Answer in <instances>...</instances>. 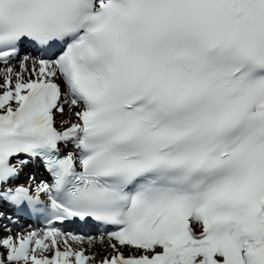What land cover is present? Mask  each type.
<instances>
[{
	"label": "snow or ice",
	"instance_id": "obj_1",
	"mask_svg": "<svg viewBox=\"0 0 264 264\" xmlns=\"http://www.w3.org/2000/svg\"><path fill=\"white\" fill-rule=\"evenodd\" d=\"M0 66V264H264V0H0Z\"/></svg>",
	"mask_w": 264,
	"mask_h": 264
},
{
	"label": "bare ground",
	"instance_id": "obj_2",
	"mask_svg": "<svg viewBox=\"0 0 264 264\" xmlns=\"http://www.w3.org/2000/svg\"><path fill=\"white\" fill-rule=\"evenodd\" d=\"M0 67H2V66H0ZM13 67L16 68L17 70H19L18 65L14 64ZM65 111H66V113H67V106H66ZM64 118H66V117H61L59 114H57V122H58V123H57V126H58V127H59V121H60L61 119H64ZM4 211H6V209H4ZM34 230H39V229L18 230V231L26 233V232L34 231ZM14 231H17V229L14 228ZM111 251H112V250H111V249H108L106 246H105V248H103V249L100 248V247H94V248L90 249L89 254H90V255H96V258H97V259H96V264H97V263H99V260H100L101 258H103V257L106 256L107 254L111 253Z\"/></svg>",
	"mask_w": 264,
	"mask_h": 264
}]
</instances>
